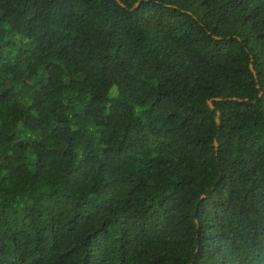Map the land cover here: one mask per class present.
Listing matches in <instances>:
<instances>
[{"label":"trees","instance_id":"1","mask_svg":"<svg viewBox=\"0 0 264 264\" xmlns=\"http://www.w3.org/2000/svg\"><path fill=\"white\" fill-rule=\"evenodd\" d=\"M0 264H264V0H0Z\"/></svg>","mask_w":264,"mask_h":264},{"label":"water","instance_id":"2","mask_svg":"<svg viewBox=\"0 0 264 264\" xmlns=\"http://www.w3.org/2000/svg\"><path fill=\"white\" fill-rule=\"evenodd\" d=\"M209 104H210V107L213 108V107L211 106V103H209Z\"/></svg>","mask_w":264,"mask_h":264}]
</instances>
